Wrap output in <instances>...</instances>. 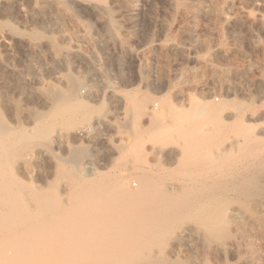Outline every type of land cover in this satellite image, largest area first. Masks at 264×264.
Wrapping results in <instances>:
<instances>
[{"label": "rangeland", "instance_id": "1", "mask_svg": "<svg viewBox=\"0 0 264 264\" xmlns=\"http://www.w3.org/2000/svg\"><path fill=\"white\" fill-rule=\"evenodd\" d=\"M11 6L15 22L7 15L0 22L19 28L0 31V67L33 71L25 81L40 111L51 108L43 90L49 83L67 90L75 79L89 87L90 105L74 108L79 115L63 112L48 122L61 155L72 147L68 131L74 146H89L83 166L93 161L108 182L182 188L183 211L167 219L171 232L152 253L184 264H264V0H0L3 14ZM141 102L155 117L136 116L132 125ZM80 111H88L85 121ZM85 125L96 128L91 134ZM33 150L41 155L37 166L55 164L45 148ZM46 171L38 187L67 204L75 199L84 211L91 199L80 201L66 175ZM31 174L21 173V182ZM243 174L256 177L235 187ZM210 221L219 234H206ZM79 235L65 247L82 246ZM112 239L104 250L124 242Z\"/></svg>", "mask_w": 264, "mask_h": 264}, {"label": "bare ground", "instance_id": "2", "mask_svg": "<svg viewBox=\"0 0 264 264\" xmlns=\"http://www.w3.org/2000/svg\"><path fill=\"white\" fill-rule=\"evenodd\" d=\"M15 10V6L4 7L2 11H6V13L3 14L0 11V17L5 15V17L8 16L15 22V19H17L15 17L18 14ZM9 22H0V31L6 28L7 31L15 34L19 26V24L18 26L15 24L18 21L16 23L12 22V24ZM29 35L31 34L29 33ZM3 36H0V38L6 39ZM31 36L39 38L36 33ZM32 72L31 70H2L0 67V264H184L180 261H169L163 255L158 256V254H155L156 252H153V254V250L150 249V247L153 248L152 245H157L166 233L171 232V228L165 223L167 219L170 216L178 217L181 215L182 207L185 206L183 205L185 199L182 201L181 198L183 197L182 188L167 187L164 184L159 185L160 183L150 182V180H147L148 183L146 180L140 181L138 187L132 186L133 189L122 180L114 182L111 180L113 183L108 182L106 180L108 178H104L98 172L93 161L90 162L89 167L83 166L82 161L91 156L89 146H85V144L81 146L83 143H80V146H74L72 144L74 138H72L71 133H67L68 131L66 135L70 139L72 147L67 151V156L63 157L60 145L52 137L54 127L48 122L50 119L60 116L63 112L69 114L73 110V113L78 112L79 115V110L74 111V108L79 109L81 106H89V97L84 95L87 90L85 88L88 85L85 82L69 79L67 90H65L63 87L53 84L56 82L50 79L53 83H49V87L43 90L47 93L51 108L47 111H40V108L43 109V103L41 104L38 95L31 92L30 89L32 88H29L31 86L30 80L25 81L26 77H29ZM50 76L48 75L47 78ZM27 83L30 86L26 85ZM80 113H82V116H79L80 120L85 121L89 115L88 111H80ZM146 113L148 112L144 108V103L134 104L132 125L135 124L136 116L139 118ZM148 114L155 117L152 111H149ZM157 116L159 115L156 114ZM72 120L74 119L72 118ZM69 123L72 124L68 122V126H70ZM94 127L85 125L83 130L91 133ZM35 147L36 149L38 147L45 148L46 152L52 155L55 164L50 165L49 161V163H45L46 159L43 160V162L45 161L43 164L39 163L38 166L42 165L38 167V161L36 160L41 155L38 150H33ZM36 166L41 168L42 173L39 174L37 170H34L38 172V174H34L33 169H37ZM50 167H53L55 171L57 169L58 174L66 175L71 181V185L77 189H75V194L78 192V196L83 195L82 198H79L83 199L80 201L84 202V200L91 199L88 200L90 203L87 202L91 204L90 207L89 204H85V207L86 205L89 207L85 208L87 212L85 209V213H82L84 211L81 212L75 199V202L67 204L61 198H56L57 195L46 194L45 191L40 189V186L38 187L40 181L42 183L46 177L49 178L50 173L46 170ZM68 168L74 169L70 171ZM30 169H32V172L29 171ZM24 171L30 173L28 172L27 175ZM43 171H46V173ZM21 173L27 176H31V173H33V177H36L35 179L32 177V180L30 177L31 181L29 183L21 182L23 179L19 177H24ZM243 175L238 176L240 181L234 184L235 187L244 188L248 183L251 184L250 182L254 181L256 177L254 175H250V177ZM72 191L74 192V189H71V193ZM76 199L78 198L76 197ZM125 210L129 212L127 213ZM123 211L125 214L122 213ZM210 222L212 223L207 225V232H205L207 235L212 236L218 233L219 230H217L218 226H215L213 221ZM76 234H80L79 236L83 240L82 246H79L80 240H78L80 242L75 241L79 238L76 237ZM70 235L77 238H71V240L75 239L73 240L76 245L73 242L71 243L80 252L78 254L75 251L76 249L73 248L74 245H71V250L65 247ZM120 235L126 236L124 240ZM118 236L124 241L121 243L122 245L119 244L120 246L114 250L111 249L112 251L110 249L108 251V247L106 250L103 249L102 244L107 242L106 240L109 241L113 238V241L118 242L114 238ZM121 239H119V242L122 241ZM233 244L234 241H232V244L230 243V245ZM235 244L233 246L236 247ZM90 245L93 247L89 248ZM65 248L71 251L70 254L76 252L77 255L68 256V251L67 256H65L66 254L63 255L64 251L67 250ZM49 251L53 254L48 253ZM51 258L53 259L52 262ZM47 259L49 262L45 261ZM58 259H62V261L59 262Z\"/></svg>", "mask_w": 264, "mask_h": 264}]
</instances>
